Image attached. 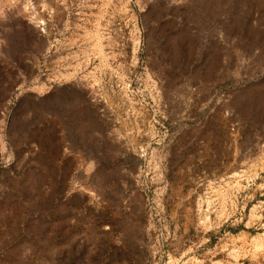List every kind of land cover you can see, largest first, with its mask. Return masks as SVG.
Segmentation results:
<instances>
[{"label": "rangeland", "instance_id": "1", "mask_svg": "<svg viewBox=\"0 0 264 264\" xmlns=\"http://www.w3.org/2000/svg\"><path fill=\"white\" fill-rule=\"evenodd\" d=\"M0 264H264V0H0Z\"/></svg>", "mask_w": 264, "mask_h": 264}]
</instances>
